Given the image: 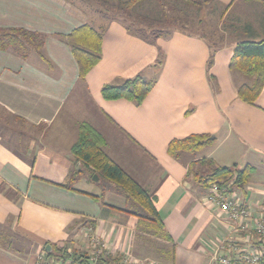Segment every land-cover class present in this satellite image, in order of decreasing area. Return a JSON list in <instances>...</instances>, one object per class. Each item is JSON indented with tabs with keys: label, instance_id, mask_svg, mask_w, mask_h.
Here are the masks:
<instances>
[{
	"label": "crops",
	"instance_id": "obj_1",
	"mask_svg": "<svg viewBox=\"0 0 264 264\" xmlns=\"http://www.w3.org/2000/svg\"><path fill=\"white\" fill-rule=\"evenodd\" d=\"M212 1L229 11L238 3H261ZM184 17L179 23L186 22ZM128 22L122 13L91 0H0L1 28H22L45 38L40 49L29 47L26 57L13 48L0 49V264H35L47 246L49 251L66 245L89 252L92 235L105 242L114 262L131 255L169 264L158 254L172 248L173 264H223L219 256L238 263L257 248L251 231L236 227L209 202L208 189L188 168L204 157L222 166L254 167L250 181L259 186L257 196L240 187H233L232 194L251 207L254 217L263 214L264 88L254 105L242 101L238 86L243 78L229 68L239 41L264 39L263 21L258 27L245 22L238 40L213 44L211 67V43L205 37L170 24L158 28L162 36L150 37ZM85 24L105 31L100 62L81 78L65 36ZM137 76L155 81L141 105L103 97L105 84L120 85ZM82 122L98 130L109 156L156 196L172 242L140 227L139 216L127 211H136V204L103 190L110 182L102 186L99 176H83L74 190L59 185L76 167L71 147ZM193 133H211L216 141L181 161L168 154L173 138ZM207 165L195 169L208 173Z\"/></svg>",
	"mask_w": 264,
	"mask_h": 264
},
{
	"label": "trees",
	"instance_id": "obj_2",
	"mask_svg": "<svg viewBox=\"0 0 264 264\" xmlns=\"http://www.w3.org/2000/svg\"><path fill=\"white\" fill-rule=\"evenodd\" d=\"M95 4L106 11L131 8L140 0H93ZM189 3L197 4L200 0H187ZM263 5L264 0H259ZM105 29H96L90 24L82 25L65 36V41L70 45L71 50L79 66V75L85 78L87 74L100 62L102 54V42ZM163 33L159 32L158 36ZM45 42L42 34L28 31L22 28H1L0 27V49H15L21 56L26 57L29 47L40 49ZM208 60V67L214 62L215 49L212 48ZM229 68L233 72L246 75L249 81L238 86V97L242 101L254 105L264 88V39L241 40L234 49L230 59ZM215 88L218 89L215 77L211 76ZM155 85V81L146 80L140 76L129 79L123 84H105L102 87V95L107 100L120 98L127 99L136 105H141L147 98ZM193 109H189L191 113ZM216 137L211 133H193L183 138H173L167 147L168 154L174 159L181 161L187 154H195L201 149L215 143ZM106 140L102 134L90 123L82 122L78 127V136L71 147L74 157V164L79 168L73 169L67 182L59 184L61 187L74 190L75 184L85 176L86 172L92 175L97 174L110 182L103 190L112 189L125 196L127 201L137 206L136 211L127 210L140 218V227L155 237L172 242L171 236L164 227L163 220L156 207V196L151 195L132 176H130L109 154L105 151ZM198 164H208L212 169L208 173L195 171ZM254 167L246 165L240 168L237 164L232 166L218 165L212 158H201L190 162L188 174L204 188L208 189L213 184L228 187L232 193L233 187L245 188L249 182ZM67 247H52V250H45L50 256L65 255ZM75 256L86 252L74 249ZM163 258L169 264H173L172 248L163 250Z\"/></svg>",
	"mask_w": 264,
	"mask_h": 264
},
{
	"label": "rangeland",
	"instance_id": "obj_3",
	"mask_svg": "<svg viewBox=\"0 0 264 264\" xmlns=\"http://www.w3.org/2000/svg\"><path fill=\"white\" fill-rule=\"evenodd\" d=\"M94 2L93 0H91ZM173 7H176V11ZM172 10V11H171ZM182 10L184 14L187 16L184 17V15L181 13ZM115 12H120L123 14V17L126 18L129 22L128 24L131 25L133 28L137 29L139 32H141L145 36L153 37L155 35H158L159 32H161L158 28H165L168 27L166 24H170L171 29L177 28V27H183L187 30L197 33L203 37H205L210 43L217 44L222 42L223 40H227L228 42L238 40L242 38L244 31L243 26L245 22H249L252 26H257L258 22L264 23V10L263 6L259 2H246L243 4L238 3L232 9L229 11L228 8H223L216 4L212 0H200L197 4L189 3L187 0H140L135 5H133L131 8H124L121 10H113ZM161 13H160V12ZM183 16L186 22H183L182 24L179 23L178 18L180 16ZM238 18V22L235 21V24H231L234 20ZM173 19H177L176 23L174 24ZM139 21L143 24L150 25L153 27V30H142L136 22ZM139 26V28H138ZM264 26V24H263ZM150 28V27H149ZM147 31V32H146ZM156 31V32H155ZM227 36V37H226ZM262 37L264 38V27H262ZM242 81L245 83L246 81H249V78L241 74ZM214 145V144H213ZM211 145V146H213ZM208 146V147H211ZM207 148V147H205ZM201 149L197 153H202V151L205 149ZM205 152V151H204ZM200 165V164H199ZM209 170L212 169L210 165H207ZM242 166V168H244ZM200 171V167H197ZM205 168V166H204ZM206 169V168H205ZM197 171V170H195ZM197 171V172H199ZM204 171V170H203ZM204 173V172H200ZM85 175H88L91 177L89 172H86ZM94 178V175H92V179ZM102 177H99V179ZM102 182L100 183L102 186L105 183H108L109 181L102 178ZM251 180V177H250ZM249 180V182L246 184L245 189L247 190V193L249 195L257 196L259 190L256 187H259L256 183H252ZM262 178H257V181H261ZM259 183V182H258ZM254 189L255 193L251 191V189ZM252 223V222H251ZM71 247V246H69ZM72 249L79 250L77 247L72 246ZM75 251V250H74ZM84 252V251H82ZM163 255V253L158 254V256ZM151 256V255H150ZM153 256V255H152ZM153 256L157 259L160 257ZM136 258V257H135ZM137 259H145V258H137Z\"/></svg>",
	"mask_w": 264,
	"mask_h": 264
},
{
	"label": "built area",
	"instance_id": "obj_4",
	"mask_svg": "<svg viewBox=\"0 0 264 264\" xmlns=\"http://www.w3.org/2000/svg\"><path fill=\"white\" fill-rule=\"evenodd\" d=\"M207 199L226 212L236 227L243 231L250 230L258 245L252 253L243 254L238 263L228 256H219V261L223 264H264V206L263 214L254 217L251 207L238 202L228 187L216 183L209 188ZM252 221L254 227L251 226ZM90 243L92 249L86 252V256L81 253L76 257L72 248H67L65 255L58 257L50 256L43 250L37 254L35 264H158L153 259H137L131 255L122 256L118 262H114L108 258L107 246L98 236L92 235Z\"/></svg>",
	"mask_w": 264,
	"mask_h": 264
},
{
	"label": "water",
	"instance_id": "obj_5",
	"mask_svg": "<svg viewBox=\"0 0 264 264\" xmlns=\"http://www.w3.org/2000/svg\"><path fill=\"white\" fill-rule=\"evenodd\" d=\"M79 166H80V162H78L76 168H79ZM94 179H95V180H98V175H97V174L94 175ZM49 247H50V246H47V250H48Z\"/></svg>",
	"mask_w": 264,
	"mask_h": 264
}]
</instances>
